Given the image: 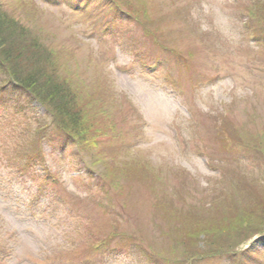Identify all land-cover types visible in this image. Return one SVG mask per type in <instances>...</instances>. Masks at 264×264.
Masks as SVG:
<instances>
[{
    "label": "rangeland",
    "instance_id": "obj_1",
    "mask_svg": "<svg viewBox=\"0 0 264 264\" xmlns=\"http://www.w3.org/2000/svg\"><path fill=\"white\" fill-rule=\"evenodd\" d=\"M0 9L15 44L48 53L81 121L74 144H40L39 170L18 154L39 150L48 111L0 90V264H264V177L246 172L262 164L238 160L264 156V0ZM38 185L51 209L32 202Z\"/></svg>",
    "mask_w": 264,
    "mask_h": 264
},
{
    "label": "trees",
    "instance_id": "obj_2",
    "mask_svg": "<svg viewBox=\"0 0 264 264\" xmlns=\"http://www.w3.org/2000/svg\"><path fill=\"white\" fill-rule=\"evenodd\" d=\"M64 1L68 2L69 0ZM21 31L23 30H21L17 23L11 18L8 19L7 14L0 9V90L7 85H14L16 89L24 92L28 97H33L38 105H43L48 111L43 118L49 117L50 119L49 125L43 123L38 125L39 129L36 131V135L33 136V146L39 150L31 153L18 154L19 156L23 155L21 159L17 157L19 160L33 161L36 168L38 167L39 169L41 166L40 163L43 162L41 159L43 149L40 148V144L43 142L44 145H49L50 148L54 145L58 146V144H63L64 142L74 144L77 141L74 134L79 132L80 125L78 126V122L81 123V121L78 120L76 115V104L74 100L67 103L69 93L66 91L67 87L64 82L58 81V67L54 65V62L51 61L48 53L41 48L38 41L32 40L27 45L23 43H19V45L15 44L17 40L16 36L25 42L27 40ZM257 34L259 33L255 31L253 38L260 37ZM27 65L30 68L28 72L26 70H19L22 67H27ZM38 75L39 79L36 80L34 77ZM36 86H38L37 90L39 94L54 101L50 104L53 105L54 113L52 110L49 111L48 100L39 94H35L34 88ZM7 103L8 101L0 99V107L6 108L5 105ZM71 108H74L73 111L70 110ZM3 110H0V120H7L5 114L1 112ZM246 150L238 160L241 162L244 161L246 164L253 163L256 165L255 162L261 163L262 165L259 168L250 167L246 172L263 178L264 156L259 155L260 157H258L255 155L253 153L255 152L253 147L249 146ZM251 154L254 160L252 158L250 159ZM33 178L36 180L37 175ZM36 192L43 199L50 197L45 186H40ZM261 232H264V230Z\"/></svg>",
    "mask_w": 264,
    "mask_h": 264
}]
</instances>
